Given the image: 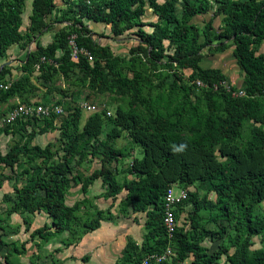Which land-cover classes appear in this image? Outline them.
Wrapping results in <instances>:
<instances>
[{
    "label": "trees",
    "instance_id": "16d2710c",
    "mask_svg": "<svg viewBox=\"0 0 264 264\" xmlns=\"http://www.w3.org/2000/svg\"><path fill=\"white\" fill-rule=\"evenodd\" d=\"M62 1L74 14L71 24L47 46L37 45L27 54L21 66L24 75L17 80L6 81L9 73L0 69V86H9L0 89V105L14 96L31 104L27 93L33 88L30 78L34 72L49 87L55 74L67 77L72 70L81 74L78 81L89 90L117 96L122 103L111 116L105 110L90 114L82 127L81 109L69 113L58 128L63 140L61 155L49 144L44 148L30 144L37 135L55 130L62 114L17 120L3 128L6 135H25L6 154L0 153V167L13 170L21 164V175L26 176V184L14 188L17 201L6 216L43 213L50 225L33 230L30 238L48 242L68 232L63 244L69 247L97 230L101 221L113 218L112 206L98 210L85 196L72 206L66 204L69 190L79 183L76 180L86 195L89 186L102 179L107 191L94 199L115 200L125 191L119 212L125 215L131 207L134 213H146L145 239L152 241L139 253L129 251L117 264H141L147 255L162 253L169 246L175 256L162 264H188L190 256L189 264H218L221 258L224 264H264V55L259 53L264 42V0H181L180 18L175 15L177 0L161 4L158 0H31L25 34L21 33L25 0H0V58L12 46H25L49 31ZM212 10L213 17L202 28L190 23L193 17ZM146 15L155 16L156 22L144 23ZM101 26L110 36L98 33ZM145 26L152 28L151 33L143 30ZM133 29H137L136 41L129 46L128 60L115 56L109 45L97 40H118ZM72 35L79 48L90 52L91 63L84 57L71 59L68 38ZM230 48L243 74V96L233 95L239 90L220 69L200 66L207 57L205 49L212 55ZM162 70L166 71L163 75ZM184 71L190 75L184 77ZM168 78H172L170 83ZM106 124L112 128L105 141L97 143ZM123 132L141 149L142 157L132 159L128 166L132 178L120 182L111 164L125 155L110 142ZM88 155L99 159L100 169L81 180L73 175V163ZM172 185L187 190L208 185L216 201L212 204L206 195L199 197L188 190V200L177 210L192 206L190 229L178 227L169 241L162 225V197ZM90 206L93 215L86 210ZM201 210L216 211L210 221L225 223L219 225L221 242L211 254L202 243L214 233L202 226ZM6 246L0 240V250ZM24 252V247L19 250L14 245L4 256L5 264L13 254Z\"/></svg>",
    "mask_w": 264,
    "mask_h": 264
},
{
    "label": "rangeland",
    "instance_id": "374dc122",
    "mask_svg": "<svg viewBox=\"0 0 264 264\" xmlns=\"http://www.w3.org/2000/svg\"><path fill=\"white\" fill-rule=\"evenodd\" d=\"M60 5L61 6L59 7V11H56L52 16V21L56 19V22L52 23L51 29L45 32L42 36H35V38L31 42H26L25 46L17 45L10 49L4 59L0 60V68L6 69L8 73L12 75V77L18 79V77H21L23 75L21 72V66L24 63L27 54L34 51L37 45H40L42 47L47 46L55 38V35L58 32H60L61 30H66V28L71 24L74 14L72 13V9L71 11H67V5L65 4V2L61 3ZM30 14L31 0H25L22 16V34H25L28 30ZM98 33L104 36H110L109 31L106 30L103 26L98 28ZM134 33L135 29L126 32L118 40H106L102 38H97V40L99 43L104 42L109 45L112 53L115 56L121 57L124 60H128L129 46L136 41V36L134 35ZM260 50L264 54V45L261 46ZM231 51L232 48L223 53H214L212 55H209L207 53V50L205 49L203 52L207 54V57L203 59L202 67L217 69L219 68L227 78H230L231 85H234L232 87H234L235 90H239L242 82V74L239 72L236 65L233 64ZM3 63L4 65L1 66ZM164 73H166V71L162 70L161 75H163ZM183 74L184 77H188L190 75V71H184ZM6 76L5 80L7 81L8 78H6ZM80 76V73H77V71L73 70L68 74L67 77H63L61 74L54 75L55 80L51 84H49L51 89L49 93L54 92L57 97H59V99H39V101L37 102H40L47 107H51L52 105L58 106L63 110V114L56 119L55 130H52V132H49L42 136H37L35 141L31 142L30 145L37 144L40 147L44 148L49 144L51 145L52 150L58 151V153L61 155V146L63 144V140L59 139L58 128L60 122L75 108H78L80 106V103H90L91 105H94L102 110L111 113H114L116 107L122 103V101L117 96L107 93H97L89 90L84 85L79 83L78 79H80ZM42 81V75L40 73L34 72L31 75V87H33L34 89L31 88L27 96H33L35 98V96L37 95L35 91L37 89H42V87H45V84H42ZM171 81L172 78H168L166 80L167 83H170ZM1 82L2 80L0 79V83ZM40 95L42 94L40 93ZM30 102L32 104L35 101L31 100ZM16 104L17 102H15L9 109H4L3 111L0 110V120L3 119V116H5L7 112L14 108ZM89 115L90 114L88 113L82 112L81 127L83 125L82 122H84L86 116ZM38 125L42 126V123L40 122ZM109 129V125L106 124V127L103 130V135L100 137V139H104V135ZM24 136V134H12L11 136L6 135L0 128V152L4 153L6 149L13 145L14 142H22L23 140H25ZM110 144L114 149L122 150L125 155L124 159H121L117 162V168H119L120 170L115 169V176L120 182L124 179H131L132 177L127 173L129 161L132 162V159L134 158L140 159L142 157L141 149L130 141V138L128 137V134L126 132H123L120 138L112 140ZM20 161L21 163H23L24 161V158H22V156L20 157ZM80 164L81 161L77 164L75 160L74 168L78 166L77 168H75V170L78 175H80V178L81 176L83 177L84 175L90 173L91 169L96 167V165L92 163V161L88 162L87 165ZM21 171V164L16 165L13 170L0 167V240L7 244L6 247H3L0 250V264H5L4 256L9 250H13L14 245L19 250L24 247L25 252L21 255L13 254L8 259V264H59V253L62 252L63 247H51L46 244L45 241L38 239L33 240L30 238L29 233L31 232V222L29 223V220L32 219L30 214L21 212L19 214H14L11 217L6 216L7 210L17 199L14 188L22 187L26 182V176L21 175ZM96 186L97 184H95L93 188L95 189ZM201 192V194H203V191ZM205 195L208 197L209 192H207ZM213 198L214 196L210 194L211 201L214 200ZM91 206L96 207L93 203ZM91 206L87 207L86 209L89 215H93V208H91ZM262 208L264 210V205ZM190 211L191 210L189 208V211H183V213L178 214L177 220L179 229H190ZM199 215L204 223V226L209 227L208 230L213 232L214 238L218 240L217 232L220 228L219 225H222L223 222L220 220V224L217 225L213 224L210 220H207L208 217L212 215V212L209 211L202 210ZM42 221L43 220L41 218H37L36 223H34L33 225L40 228L42 227ZM27 228L29 230L28 232ZM255 243L256 247H258V240H256Z\"/></svg>",
    "mask_w": 264,
    "mask_h": 264
},
{
    "label": "crops",
    "instance_id": "0c3cea01",
    "mask_svg": "<svg viewBox=\"0 0 264 264\" xmlns=\"http://www.w3.org/2000/svg\"><path fill=\"white\" fill-rule=\"evenodd\" d=\"M165 1H167V0H158V3L161 4ZM181 14H182V2H181V0H177L176 7H175V15L177 16V18H180ZM213 14H214V10H212L209 13L204 14V15H197L191 19L190 23L198 26L199 28H202L204 26V24L206 22H208L213 17ZM156 20H157V18L155 16L146 15V18L143 19V22L144 23H154V22H156ZM217 21H218V18H215L214 23H216ZM136 30L137 29H135V31ZM143 30L146 33H151L152 28L149 26H145V27H143ZM263 45H264V42L261 44V46H263ZM14 46H17V45H14ZM14 46L9 48L8 51L10 49H12ZM261 46L259 47V53L263 54L260 50ZM231 56L233 58V64L236 65V60L233 56L232 51H231ZM2 59H4V58H0V60H2ZM202 64H203V60L200 63L201 67H202ZM3 65H4V63L1 66H3ZM203 69H211V68H203ZM6 78H8L7 81L8 80H11V81L17 80V78L12 77L11 74H7ZM18 78H20V77H18ZM227 81L231 85L230 78H227ZM231 86H234V85H231ZM239 88H240L239 91H242L245 88V85L243 83V74H242V82H241V85ZM50 90H51L50 85H49V87H42V89L40 88V89H37L35 91V93L37 94L35 96V98L33 96L32 97L27 96V98L30 101L31 100L39 101V99L51 100L53 98H54V100L59 99V97H57V95L54 92L49 93ZM40 93L42 95H40ZM27 95H28V93H27ZM19 100H20V97L14 96L7 103L1 104L0 110L3 111L4 109H9L15 102H19ZM9 112H7L6 115ZM62 112H63V110H62ZM110 114L113 115L114 113L110 112ZM5 116H3V117H5ZM87 117L88 116H86V118ZM85 120H84V122H85ZM84 122H82V123L84 124ZM105 127H106V125L103 126L101 134L96 139L97 143L105 141L106 135H107L108 131L110 130L109 129L106 132V134L104 135L105 136L104 139H100V137L103 135V130ZM109 128H112V126L110 125ZM27 129H30V128L28 127ZM9 135L11 136L12 134H9ZM37 136H39V135H37ZM36 137L33 139V141H35ZM33 145H37V144H32V146ZM9 148L6 149V151L4 153H1V152L0 153L2 155L6 154V152L9 150ZM77 159L78 158H75V160H77ZM87 160H89V161H87ZM90 161H92V163H94L96 165V167L91 169L90 173L84 175L83 177L81 176V180H84V178L88 177L93 171L100 169L99 159L93 158L91 155H88V157L86 159L82 160L81 164L87 165V163ZM74 164H75V162L73 163V165ZM130 164H131V162L129 161V165ZM77 167H75V168H77ZM111 167L114 170V172H115V169L120 170L119 168H117V162L112 163ZM75 168L73 169V175L74 176H80L76 172ZM76 181L79 183L75 184L69 190L67 197H66V204L69 206H72L74 203L83 200V198L85 196L87 199L92 201V203L96 206V208L98 210H106L112 206L111 213L113 215V218L110 220L101 221L100 227L97 230H95L91 233L85 234L79 240V242H77L76 244L71 245L69 247H65L63 244V241H65L69 237L68 232L62 233L58 237L53 238V239L49 240L48 242H46V244H48L51 247L52 246H54L55 248L63 247L62 252L59 253L60 254L59 255V258H60L59 264H117L121 259H123L128 254L129 251L139 253L142 249L145 248V246H147V244H150V245L152 244V241L149 242L145 239V235L147 233V231L145 230V223L147 220L146 213H140V212L134 213L132 211L131 207L127 208V213L125 215L121 214L119 212V204L122 200H124V198L126 196L125 191H122L117 196V198L115 200H112V199L104 200L103 198L95 200L94 198L96 196H99L100 194L107 191V185L103 184L102 179H98V180L94 181L93 184L91 186H89V188L87 189L86 195H84L81 191L80 180L78 179ZM25 184H26V182L24 183V185ZM95 184H97V186L94 189L93 187ZM192 189H193V191L197 192L199 197H203L207 192H209L208 201H210L212 204L215 203L216 196L212 191H210L208 185H203V186H200L198 188H195V187L188 188V190H190L191 192H192ZM201 191H203V194H201L202 193ZM37 194L42 195V192H38ZM210 194H212L214 196L213 201H211V199H210ZM16 201H17V199H16ZM189 208L191 210L192 206L190 204H187V205L183 206L181 209H178L177 213L179 214V213H183V211H187V210L189 211ZM214 213H216V211L212 212V214H214ZM40 216H42V217H40ZM31 218L32 219L29 220V223L31 222V232L33 230L39 228V227H35L33 225L34 223H36L37 218H41L43 220L42 226L44 224L50 225V220L43 213H35L34 215H31ZM211 218L212 217L209 216L207 220H211ZM32 220H33V222H32ZM207 220H205V221H207ZM212 223L214 224V222H212ZM201 224H202V226H204V223L202 220H201ZM216 224L219 225L220 220H218L216 222ZM223 224L225 225V223H223ZM27 227H28V225H27ZM204 227L206 229H209V227H207V226H204ZM219 241L221 242V240L219 238L217 240L216 238H214V235L213 236L210 235L204 240V242L202 243V246L209 249L208 253L211 254L212 252L217 250V247L220 244ZM230 254H231V251H230ZM84 258H87V260H84ZM191 261H192V256H190L187 263L189 264ZM224 262H225V258H221L218 260V264H224Z\"/></svg>",
    "mask_w": 264,
    "mask_h": 264
},
{
    "label": "built area",
    "instance_id": "2783aa9c",
    "mask_svg": "<svg viewBox=\"0 0 264 264\" xmlns=\"http://www.w3.org/2000/svg\"><path fill=\"white\" fill-rule=\"evenodd\" d=\"M68 48L70 49V57L73 61H77L80 57H84L88 62H92V56L90 52L85 48H79L76 44V36L72 35L68 38ZM42 62L45 61L44 58L41 59ZM198 87H203V84L196 82ZM8 85L0 86V89L4 91L8 89ZM225 87H227L225 85ZM233 95L243 96V91L234 92ZM79 108L82 112L88 114H94L102 111V109L91 105L90 103L82 102ZM51 114L61 115L62 110L58 106L52 105L51 107L43 106L41 104H23L20 101L17 102L16 106L0 120V128L3 129L6 126L13 125L17 120L27 121L35 119H43L49 117ZM110 116V112L106 113ZM187 189H182L176 185L169 186L162 197V225L165 229L167 238L169 241L174 236L178 226V221L176 219L177 208L184 205L188 200ZM175 256L171 246L167 247L162 253H153L147 255L141 262V264H162L165 262H170Z\"/></svg>",
    "mask_w": 264,
    "mask_h": 264
}]
</instances>
